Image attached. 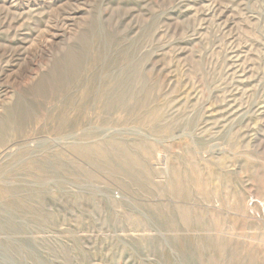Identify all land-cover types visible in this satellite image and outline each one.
Returning <instances> with one entry per match:
<instances>
[{"label":"rangeland","instance_id":"obj_1","mask_svg":"<svg viewBox=\"0 0 264 264\" xmlns=\"http://www.w3.org/2000/svg\"><path fill=\"white\" fill-rule=\"evenodd\" d=\"M0 264H264V0H0Z\"/></svg>","mask_w":264,"mask_h":264}]
</instances>
